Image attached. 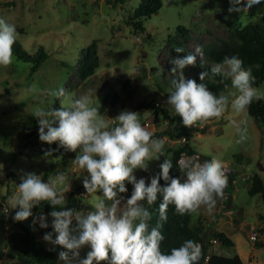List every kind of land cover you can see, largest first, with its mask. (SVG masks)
<instances>
[{
  "label": "rangeland",
  "instance_id": "obj_1",
  "mask_svg": "<svg viewBox=\"0 0 264 264\" xmlns=\"http://www.w3.org/2000/svg\"><path fill=\"white\" fill-rule=\"evenodd\" d=\"M161 1L157 13L135 18L134 11L141 0H0V17L14 23L18 33L13 63L0 66V172L4 173L0 179V264H32L7 245L15 230L12 219L15 210L11 209L10 198L16 193L21 170L41 174L45 181L64 171L68 179L60 187L67 188V201L72 194L69 207L87 211L94 202L93 195L86 193L81 183L80 178L86 172L72 163L75 153L60 149L45 158L44 150L49 148L42 145L37 134L34 139L39 145L21 148L25 129H31L37 121L32 115L35 108H59L61 102L66 105L69 99L88 94L110 125L111 118L127 109L137 112L148 130L162 132L175 112L172 106L166 103L165 115L161 118L159 112L160 122L154 124V109L139 108L138 104L160 98L166 101L172 90V78L166 71L171 57L168 37L181 38H176L175 28L189 29L187 47L195 52L201 44L232 37L235 28L249 22L264 23V3L253 6L247 13L229 14L228 0ZM133 23H140L143 29H135ZM40 49L46 57L38 66L28 58ZM92 50L98 56V66L92 76L83 79L79 67ZM32 85L37 91H28ZM257 87L264 90V81ZM60 88L65 90L64 97L47 95L48 90ZM234 91L231 87L224 93L230 101ZM233 120L237 123L247 120L248 139L243 143H236L238 133ZM163 139L164 152L170 158L167 150L184 143ZM188 144L196 155L207 160L218 156L235 171L232 174L235 182L228 184L226 200L216 204L211 215L204 207L198 215L191 214V223L201 222L204 236H208V230L231 235L233 247L209 244L214 253L225 257L239 254L249 264L246 257L252 252L250 264H264V241L260 246L249 240L252 228L262 226L264 204L259 195L248 193L254 175L264 184V127L248 113H235L229 107L220 118L198 122ZM157 164L152 161L149 172L137 170V178H147L158 171ZM127 187L126 195L130 196L132 186ZM145 203L142 202L143 206ZM41 211V205L33 209L34 213ZM21 223L30 228L32 218ZM36 229L33 231L36 238L48 249L50 245L42 237L52 231L51 222L49 230L39 225ZM60 250L57 246L56 259ZM88 250L82 249L81 256Z\"/></svg>",
  "mask_w": 264,
  "mask_h": 264
},
{
  "label": "clouds",
  "instance_id": "obj_2",
  "mask_svg": "<svg viewBox=\"0 0 264 264\" xmlns=\"http://www.w3.org/2000/svg\"><path fill=\"white\" fill-rule=\"evenodd\" d=\"M228 12L247 13L264 0H228ZM18 33L16 25L0 17V66L13 63V46ZM177 54L184 49L176 47ZM198 55L203 53L199 47L195 53L177 55L171 60L173 67L172 90L166 103L172 106L185 127L191 128L198 122L222 117L231 107L235 113L247 114L253 101L264 100V90L255 87V77L251 68H245L237 54L226 55L221 63L211 66L213 76L231 80L235 89L231 95L214 93L202 82L185 76V69L196 67ZM208 72L199 73V81H204ZM29 92L37 91L32 85ZM47 95L64 97L63 88L48 90ZM73 97L75 94H71ZM32 115L38 124L40 142L56 144V149L44 150V157L63 149L75 153L72 163L86 172L81 179L86 193L93 195L92 207L77 210L67 206V173L60 171L47 181L34 171L19 173L16 193L10 198L11 209L15 210L13 220L23 222L32 218L30 228L36 231L49 227L42 239L50 247L48 251L58 252L57 264H199L203 256V245L187 239L179 247L162 252L164 236L160 229L167 220L169 205L175 212L199 214L204 207L211 215L217 201L224 198V190L229 184V174L225 161L213 156L200 161L197 156H182L177 164L184 175H172V159L164 152L165 140L154 138V133L142 125L135 111L122 110L109 124L98 106L88 94L69 99L59 108L41 107L34 109ZM238 133L236 143L248 139L247 120L232 121ZM241 125H244L243 127ZM163 157V161L159 162ZM157 161L158 171L147 178L136 176V171L149 172L150 163ZM4 173L0 172V179ZM161 181L164 183L161 184ZM131 185V194L127 185ZM158 205L159 219L150 227L152 213L144 207ZM47 202L52 211L44 214L34 213L33 209ZM60 209V210H57ZM8 211V210H7ZM89 250L82 257L81 250Z\"/></svg>",
  "mask_w": 264,
  "mask_h": 264
},
{
  "label": "trees",
  "instance_id": "obj_3",
  "mask_svg": "<svg viewBox=\"0 0 264 264\" xmlns=\"http://www.w3.org/2000/svg\"><path fill=\"white\" fill-rule=\"evenodd\" d=\"M162 6L161 0H141L140 4L134 11L135 18L137 17H150L152 14L158 12ZM135 29H143V26L140 23H133ZM189 29L184 26H177L175 28L176 38L181 37L180 40L172 39L171 36L168 37V42L171 44L170 54L168 64V74L171 78V60L177 55H186L188 53H195L192 49L187 47ZM176 47H181L184 49L183 53L177 54L175 52ZM200 49L203 53L202 58L198 55L196 67L186 68L185 76L189 78H194L197 82L205 83L210 90L214 93H226L231 88V80L224 79L221 76H213L211 73V66L213 64L221 63L224 56L237 54L244 62L245 68H251L252 74L255 77L254 86H259L264 81V23L262 22H249L242 28H235L233 30L232 37L228 39H219L217 42H209L206 44H201ZM46 54L43 49H40L39 52L34 56L28 58L30 61H34L39 66L41 62L45 59ZM98 66V56L95 50L90 51L84 56L83 61L79 67L80 77L85 79L89 76H92L95 72V69ZM35 70V68H33ZM202 71L208 72V76L204 81H199V73ZM139 108H153L154 109V124H158L160 119L165 115L166 110L163 108H156L152 102H147L145 104H138ZM159 112L161 113V118L159 117ZM248 115L253 119L254 122L262 125L264 127V100L253 101L250 107L247 110ZM169 126L166 130L162 132H153L154 138H164L168 137L171 140H181L184 138V143L178 147L169 148L167 152L171 154V159L173 163L172 175L180 176L181 179H184L183 173L180 172L178 167V160L182 156H195L196 153L189 146L188 141L191 138V131L193 127H185L178 115L175 112L172 114L170 121L168 122ZM37 121L33 123L31 129H25L23 143L21 148L36 146L39 145L36 139V134L38 135L37 130ZM47 148H57L56 144L48 145L42 143ZM201 162L206 160L202 156H199ZM164 182L161 181V184ZM225 195H227V188L224 190ZM72 193V192H71ZM248 193L251 196L259 195L264 204V184L261 179L254 175L251 178V183L248 189ZM68 207L70 204L69 196ZM153 204L148 205L147 202L144 204V207L152 213V220L149 222L150 227L155 226L157 220L159 219L158 205L160 200ZM224 199V198H223ZM222 199V200H223ZM221 201L218 200L217 203ZM44 214H48L52 211L51 205L47 202L41 204ZM60 210V209H57ZM264 221V218H263ZM48 222H51L49 217ZM162 228L160 231L164 236V240L161 243L162 252L169 253L171 248L179 247L183 241L187 239L195 240L203 245V256L199 261V264H245L238 255L233 257H225L220 254L214 253L209 249V236H204L203 234V225L201 222L197 224L191 223V214L180 215L175 212L173 205H169L167 211V220L161 222ZM15 227L14 232L8 237L7 245L17 252L19 256L25 257L32 264H57L56 251H48L45 249L42 243L36 238L35 233L27 226L21 222L13 221ZM49 230V227L47 228ZM212 237L216 240V243L222 246L233 247L234 244L232 240L227 237L223 232L214 231L211 232ZM257 243V242H255Z\"/></svg>",
  "mask_w": 264,
  "mask_h": 264
},
{
  "label": "built area",
  "instance_id": "obj_4",
  "mask_svg": "<svg viewBox=\"0 0 264 264\" xmlns=\"http://www.w3.org/2000/svg\"><path fill=\"white\" fill-rule=\"evenodd\" d=\"M152 104H153L156 108H163V107L165 106V104H166V101H165L164 99L160 98V99H158V100H153V101H152ZM145 125L147 126L148 124L145 123ZM196 126H197V124H196L195 126H193V127H196ZM184 140H185V139L182 138L180 141H181V142H184ZM195 156L199 157L198 155H195ZM206 160H207V159H206ZM203 161H204V160H203ZM226 168H227V170H228V174H229L232 170H230L228 166H226ZM243 181H246V179H243ZM231 182H235V180H233L232 175H231ZM231 182H230V183H231ZM81 195L84 196V193H81ZM226 198H227V195L224 196V200H226ZM263 233H264V221L262 222V226H261V227L257 226V227L252 228L251 234H250V236H249V240H250V242H251V243L257 242V241H258V238H259Z\"/></svg>",
  "mask_w": 264,
  "mask_h": 264
},
{
  "label": "crops",
  "instance_id": "obj_5",
  "mask_svg": "<svg viewBox=\"0 0 264 264\" xmlns=\"http://www.w3.org/2000/svg\"><path fill=\"white\" fill-rule=\"evenodd\" d=\"M176 142H179V140L176 141ZM233 171H234V170H233ZM231 199H232V196H229V197H228L229 202L231 201ZM222 201H225V200L223 199V200L219 201L217 204L221 203ZM12 219H13V217H12ZM203 227H204V226H203ZM211 232H212V231H210V230L207 231L208 236H209L208 240H209V243H210V244H213V243L216 242V240L214 239V237H211ZM219 232H222V231L220 230ZM224 234H225V233H224ZM225 235H226V234H225ZM226 236L230 238L231 235H226ZM230 239H231V238H230ZM263 241H264V236H261L260 239L257 241V243H258V244L260 243V246H261ZM257 243H255L254 245H256ZM251 251H252V249H251ZM238 256H239L240 259L243 261V258H242L239 254H238ZM252 256H253V255H252V252H251V254L248 255V256L246 257L247 262H248L249 264H250V262H251V257H252ZM243 262H244V261H243Z\"/></svg>",
  "mask_w": 264,
  "mask_h": 264
},
{
  "label": "water",
  "instance_id": "obj_6",
  "mask_svg": "<svg viewBox=\"0 0 264 264\" xmlns=\"http://www.w3.org/2000/svg\"><path fill=\"white\" fill-rule=\"evenodd\" d=\"M234 173H235V171H233V170L229 173V183L231 182V175Z\"/></svg>",
  "mask_w": 264,
  "mask_h": 264
}]
</instances>
